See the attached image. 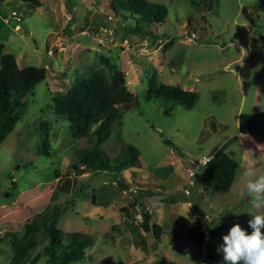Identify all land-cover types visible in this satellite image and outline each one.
<instances>
[{
	"label": "rangeland",
	"instance_id": "374dc122",
	"mask_svg": "<svg viewBox=\"0 0 264 264\" xmlns=\"http://www.w3.org/2000/svg\"><path fill=\"white\" fill-rule=\"evenodd\" d=\"M110 1L43 0L38 9L19 0L0 5V42L6 51L17 57L21 68L48 69L34 95L19 98L15 115L20 119L0 145V208L13 205L28 190L55 182L51 207L67 209L59 223L62 232L94 239L88 258L73 264H206L203 247H188L167 233L154 246L153 235L142 228L141 204L154 214V222L162 219L166 205L177 212L188 209L194 215L192 225L202 211L212 221L206 249L215 258L206 262L224 264L217 251L222 237L235 224L251 234L248 221L264 215V207H252L246 189L249 179L264 175V167H251L252 177L240 171L231 192L223 193L203 186L200 161L218 150L241 164L256 162L262 154L244 126L264 112V0H149L168 8L166 22L153 27L160 39L131 38L128 23L115 15ZM244 10L255 17L254 23ZM103 55L110 63L101 59ZM112 66L126 74L135 101L121 106V120L113 124L101 149L117 153L134 145L140 156L119 177L109 172L80 175L73 164L86 140L74 137L67 116L57 113L54 98L66 94L80 76L103 71L112 77ZM162 83L196 91L199 101L187 109L163 97L149 100L151 86ZM45 143L50 155L41 151ZM175 160L202 167L194 176L196 185L189 186L192 201L177 196L185 195L181 187L166 191L167 196L146 193L153 186L140 178L141 172L155 176L156 168ZM117 178L130 188L124 189ZM171 197L179 202L173 204ZM131 205L135 207L129 217L119 213ZM45 243L40 235L27 264ZM13 255V239L0 243V264H9ZM37 264H48L47 258Z\"/></svg>",
	"mask_w": 264,
	"mask_h": 264
},
{
	"label": "trees",
	"instance_id": "16d2710c",
	"mask_svg": "<svg viewBox=\"0 0 264 264\" xmlns=\"http://www.w3.org/2000/svg\"><path fill=\"white\" fill-rule=\"evenodd\" d=\"M9 0H0L3 6ZM33 9L43 6V0H19ZM110 7L115 15L128 23L126 32L131 38L160 39L153 30L162 26L168 17V8L161 3L149 0H111ZM246 17L255 22V17L244 10ZM109 20V19H108ZM101 59L110 63L109 57ZM112 77L103 71L90 76L78 77L70 90L54 98L56 111L66 115L70 129L77 139H85L86 145L77 149L78 160L73 168L81 174L112 173L118 177L138 162L140 151L134 145H127L120 152L102 151L101 146L112 135L113 124L121 120V106H129L135 101V94L130 90L126 74L112 66ZM46 66H26L21 68L17 57L6 51V44L0 42V145L15 130L20 115H15L19 98L24 94L34 95L35 88L47 79ZM153 96L163 97L168 101L193 109L200 95L196 91L186 90L179 85L162 83L151 86L148 99ZM244 128L249 132L250 140L264 146V112L249 119ZM171 144V142H167ZM48 143L41 151L50 155ZM248 148H246L247 150ZM259 151L264 152V147ZM243 170L239 161L226 151L218 150L203 170V184L213 190L229 193L235 183L237 174ZM120 180V181H119ZM124 189H129L125 180L117 178ZM67 185L71 183L66 180ZM65 183V184H66ZM55 182L41 184L20 195L13 204L0 208V243L13 239L14 255L9 264H27L32 253L38 248V239L44 235L46 243L42 252H37L30 264L45 256L48 264H73L88 258V250L94 245L90 235L81 232L63 233L59 223L67 209H61L51 201L54 198ZM12 197V193H9ZM142 228L146 233H153L156 240L162 238L163 226L151 224L152 214L145 205ZM122 208L119 213L131 215V209ZM211 231V223L203 215L200 222L185 233L172 232L171 238L189 246L205 247ZM208 248V246H207ZM212 254V253H211ZM208 253L207 260H214ZM109 263V262H108ZM112 264V263H109ZM115 264H138L119 261Z\"/></svg>",
	"mask_w": 264,
	"mask_h": 264
},
{
	"label": "crops",
	"instance_id": "0c3cea01",
	"mask_svg": "<svg viewBox=\"0 0 264 264\" xmlns=\"http://www.w3.org/2000/svg\"><path fill=\"white\" fill-rule=\"evenodd\" d=\"M17 26H16V29H18ZM262 137L264 138V134L262 135ZM245 151H247V150L245 149ZM260 153H264V152L260 151ZM214 155L205 157L204 159L212 158ZM246 163H249V160H246ZM257 164H260L264 167V160L259 159L256 162L250 161V164H241V165L243 167V170H245V169L254 167ZM201 166L203 167V170H204L205 166H203V165H201ZM199 167H197V168H199ZM202 167H200V168H202ZM197 168L194 166L192 167L191 164L184 165L181 162V160H175V162H173L170 165L168 164V165H164V166H160V167L156 168L154 170L155 174H156L155 176H153L150 173L145 175L141 172L143 177H140V178L143 180L145 179V181L147 183H149L150 187L153 186V189L148 187L149 190L146 191V193H148L152 197H154L156 195H160V194L163 196H167L165 194L166 191H170V190L176 191L179 189V187H181V188H184L185 195L178 194L177 196H180L181 198H184L185 200H187V199L191 200V196H192L193 191H192V189H190L189 186L196 185V182L194 180V176L196 174ZM203 186H205V185L203 184ZM202 189H200L199 194L203 193ZM151 190H153V191H151ZM170 200H171L170 202H172L173 204H176L179 202L178 197H171ZM189 203H191V202H189ZM192 204H194V202H192ZM171 208H172L171 205L165 206V213H164V215H162V219H160V221H158V222L153 221L154 214L152 212H150L152 214L151 224L152 225L153 224H159V225L163 226L164 233L162 235L167 233L169 236H171L172 232L185 233V232L189 231L192 227L196 226L200 222V219L203 215L206 216V219L210 223L212 222L211 219L209 218V215L206 212L199 211V213H198L199 215L197 216V219H195V220H197V224L192 225V220H194L192 216H194V215L190 214L188 212V209H186V210L184 209L181 212H177V211H172ZM126 216L129 217V215H126ZM148 234L153 235V233H151V232ZM161 240H162V238L160 240H156L154 238V241H153L154 246H157L158 243L161 242ZM138 244H139V242H138ZM208 244L209 243L207 241L205 247H207Z\"/></svg>",
	"mask_w": 264,
	"mask_h": 264
},
{
	"label": "clouds",
	"instance_id": "9594fccd",
	"mask_svg": "<svg viewBox=\"0 0 264 264\" xmlns=\"http://www.w3.org/2000/svg\"><path fill=\"white\" fill-rule=\"evenodd\" d=\"M264 147L257 145V148ZM259 159L264 160V153ZM253 170L248 168L242 173L243 177H252ZM247 195L253 208L264 207V175L249 179L246 184ZM252 216V215H251ZM252 230L248 234L239 224L230 228L229 233L222 237L217 251L223 256L224 264H264V215H254L248 221Z\"/></svg>",
	"mask_w": 264,
	"mask_h": 264
},
{
	"label": "built area",
	"instance_id": "2783aa9c",
	"mask_svg": "<svg viewBox=\"0 0 264 264\" xmlns=\"http://www.w3.org/2000/svg\"><path fill=\"white\" fill-rule=\"evenodd\" d=\"M14 14H16V12H14ZM211 160V158H206V159H203L200 161V164L205 166L208 164V162ZM193 184V183H192ZM204 251H205V263L207 264V257H208V252H207V249L206 247H204ZM207 252V253H206Z\"/></svg>",
	"mask_w": 264,
	"mask_h": 264
}]
</instances>
